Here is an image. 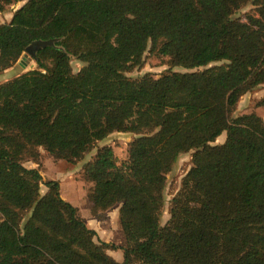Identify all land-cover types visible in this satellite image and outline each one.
<instances>
[{
  "label": "trees",
  "instance_id": "trees-1",
  "mask_svg": "<svg viewBox=\"0 0 264 264\" xmlns=\"http://www.w3.org/2000/svg\"><path fill=\"white\" fill-rule=\"evenodd\" d=\"M148 50L187 70L130 76ZM260 86L264 0H26L0 23V264H264V119L234 114ZM115 131L136 134L126 160L100 146L82 175L94 218L120 207L121 245L41 173L42 149L79 162ZM191 150L163 223L168 175Z\"/></svg>",
  "mask_w": 264,
  "mask_h": 264
},
{
  "label": "rangeland",
  "instance_id": "rangeland-1",
  "mask_svg": "<svg viewBox=\"0 0 264 264\" xmlns=\"http://www.w3.org/2000/svg\"><path fill=\"white\" fill-rule=\"evenodd\" d=\"M26 0H19L18 2L7 7L6 10L0 11V23L10 21L12 19V15L17 8H19L22 4L25 3ZM251 8V5L247 6L243 10H241L236 16H241L248 9ZM29 58V57H28ZM145 64L143 67H138L134 70L128 72L130 76L139 77L145 73H152L156 76H159L169 69L178 70V71H186V68L183 67H172L168 64L167 58L162 57L158 54L157 51L148 50L145 55ZM34 61V62H33ZM21 62V63H20ZM22 63H24L22 65ZM37 66V61L32 56L28 61H25V58H21L17 65L13 68L8 69L1 77L2 82L7 81L16 75L25 72L29 69H32ZM83 66V63L73 58V67L77 71ZM264 96V89L262 86L256 88L255 90L245 94L234 114H243L249 112H257L264 119V107L259 105V100ZM136 137L135 133L132 132H124V131H115L110 134L107 138L98 142L97 146L87 154V156L79 161V162H70L67 160H56L51 157L45 150L43 151V166L41 169V173L43 174L46 180L56 179L61 183V193L62 196L77 205L86 221L91 226L90 221L93 219V216L90 212L89 202L87 198V191L90 186V183L87 182L82 175V170L85 162L89 161L97 152L98 147L103 145H112L121 159V161L126 160L128 155V144L129 142ZM226 139V131L223 132L216 140L217 143H222ZM194 150L190 152L183 153L176 163L172 172L168 175V188L166 191V203L163 211L162 222L166 223L170 217V203L174 196V193L178 190V188L182 184V179L186 172L192 167V155ZM26 165L31 167H38L39 165L32 161H27ZM48 187L43 184L42 192L45 193ZM111 219L108 217L107 220L102 221V227L99 228L100 238L106 240L115 245H121L125 239L121 233L120 227L118 226L117 209L110 210ZM92 222V221H91ZM116 250H119L118 248Z\"/></svg>",
  "mask_w": 264,
  "mask_h": 264
},
{
  "label": "crops",
  "instance_id": "crops-1",
  "mask_svg": "<svg viewBox=\"0 0 264 264\" xmlns=\"http://www.w3.org/2000/svg\"><path fill=\"white\" fill-rule=\"evenodd\" d=\"M14 14V13H13ZM11 17H13V15L11 16ZM23 58H25L24 56H23ZM29 59L30 58H25V61H28L29 62ZM34 62V61H33ZM21 63V62H20ZM24 63H22V65H23ZM17 65V64H16ZM15 65V66H16ZM15 66H13V67H15ZM12 67V68H13ZM117 209V216H116V219L118 220V226L120 227V224H119V209H120V207H117L116 208ZM111 213L112 212H108V217H110V219H111ZM108 217H107V219H108ZM107 219H105V220H107ZM104 219H101V218H94L93 217V219L90 221V223H91V227H93V228H95L98 232H100V229L99 228H101L102 227V221H103ZM110 253L113 255V256H115L116 257V259H118L119 261H123V259H124V250L122 249V248H119V250H116V249H111L110 250Z\"/></svg>",
  "mask_w": 264,
  "mask_h": 264
},
{
  "label": "water",
  "instance_id": "water-1",
  "mask_svg": "<svg viewBox=\"0 0 264 264\" xmlns=\"http://www.w3.org/2000/svg\"><path fill=\"white\" fill-rule=\"evenodd\" d=\"M48 44H53L52 42L50 41H47V42H39L37 44L33 43L32 45H30L27 49V52L24 54V57L27 58V57H33L34 59H36L37 55H36V51L35 49L39 46H45V45H48ZM37 60V59H36Z\"/></svg>",
  "mask_w": 264,
  "mask_h": 264
}]
</instances>
